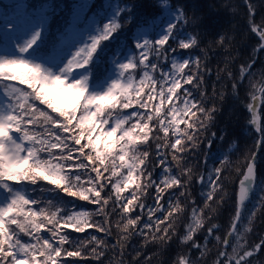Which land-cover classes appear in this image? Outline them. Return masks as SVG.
<instances>
[{
  "label": "trees",
  "instance_id": "1",
  "mask_svg": "<svg viewBox=\"0 0 264 264\" xmlns=\"http://www.w3.org/2000/svg\"><path fill=\"white\" fill-rule=\"evenodd\" d=\"M23 2L25 14L43 10L46 17L44 26L35 36L36 42L28 47L27 52L47 55L49 48L59 43L66 34L76 0ZM0 7L8 11L2 0ZM113 9L114 18L108 25L116 27V31L102 41L87 65H84L95 40L108 35L104 24L109 11ZM90 15L97 18L100 31L94 35V41L79 66L87 73V84L94 87L106 76L111 59H118L129 49L134 50L133 64L124 71L125 77L127 74L133 77L132 83L126 93L116 91L113 98L97 105L94 114L98 123H80L85 111L81 100L72 106L68 102L55 103L52 97L44 98L38 93L39 82L21 77L22 70L15 71L4 82L0 79V86H6V81H15L23 88L18 100L5 96L18 115V121L12 123L15 133L27 132L30 136L37 132L43 135L44 129L49 128L51 133L62 139L67 138L68 146L75 149L71 159L59 158L62 155L60 147L51 149V157L47 150L38 152L39 159L50 161L52 165H62L63 172L72 177L79 174L86 188L91 187L87 183L89 178L96 183L97 190L103 186L100 202L96 203L94 196L90 197L91 203L78 196H69L62 190L63 181L55 184L51 182V177L44 179L47 173L35 168L34 161H28L14 176L6 177L7 190L18 188L26 198L7 206V212L0 222V247L7 249L9 244L16 241L24 245L35 244L32 235L41 236L53 247H60L57 243L59 236L54 240L48 231L52 224L44 221L40 215L41 209L50 215L60 207L57 220L82 211L90 213V216L89 226L83 232H77L70 224L63 222L57 225L60 234L67 236L69 241L85 242L81 255L86 258L68 257L64 250L74 249L71 243H65L61 255L54 257L56 264H237V261L240 264H264V39L260 35L264 32V0H88L82 12V23ZM167 17L173 18L171 35L163 46L151 43L141 64L134 46L135 34L147 27L150 40L154 41L155 29ZM78 27L82 28L83 24L78 23ZM191 39L196 40L194 45L190 44L187 49L180 48L181 42L189 43ZM172 56L189 61L183 66V72H179L177 83L180 87L174 91L173 98L180 100L184 97L196 105H189L176 123L167 122L166 113L170 103L163 102L159 106L156 93L151 92L153 83H158ZM197 60L198 65L195 63ZM241 69L246 70L243 76ZM142 70H149L152 81L138 82ZM188 76L192 80L185 83ZM186 91L191 95H185ZM256 99L257 130L252 125L250 112ZM145 102L149 107L141 106ZM125 103L129 104L126 108L123 107ZM157 107L160 108L159 113L156 112ZM61 111L74 113L69 125L71 131L66 132L59 125L44 124L39 116V112H44L58 122H66V117L60 115ZM205 112L211 113L210 119L206 118ZM21 113L26 115L22 117ZM136 113L144 119H138ZM124 114L131 118L124 121L122 127L131 131L133 138L143 136L140 128L147 123L151 131L146 142L137 140L133 144L132 139L124 135L118 139L117 133H113L109 139L99 130L104 125L103 121L112 123ZM148 115H152L153 119L147 120ZM33 119L38 123H32ZM89 129L92 131L89 132ZM189 135L193 137L192 140L188 139ZM71 137L80 138V144H75ZM47 138L53 139L51 135ZM177 138L181 139V144L173 148ZM106 141L112 144V148L101 165L96 154L97 151L104 152ZM31 143L33 147L32 139ZM90 143L96 144V151L90 146L84 147ZM122 146L125 149L123 161L119 158ZM39 147V144H35L34 150ZM133 148L137 153H147L144 164L138 166L144 175L133 169L134 182L126 189L122 188L119 194L122 198H131L136 184L140 185L142 191L137 192L139 199L134 201L135 208L122 213L119 205L127 201H117L115 187L118 181L127 184L126 163H134ZM180 148L184 150L178 151ZM67 154L68 150L64 149L63 155ZM87 155L93 157L91 162L85 159ZM174 156L177 160L173 159ZM80 163L87 165V169L76 167ZM250 165L254 172V190L237 218V187ZM92 168L100 173L99 180ZM29 170L35 182L16 175L28 173ZM113 171L117 173L115 176L112 175ZM170 177L177 178L179 183L167 187L163 181ZM146 183H150L151 187H146ZM158 188L163 191L158 193ZM210 192L211 197L208 196ZM104 200H108L106 205ZM48 201L52 202V207L48 206ZM177 204L180 211L175 210ZM157 206L160 207L159 211L156 210ZM101 207L103 212L97 215ZM33 213L36 215L33 216ZM129 218L137 223L129 226L131 236L124 241L122 237L128 232L122 229ZM13 219L16 223H12ZM32 220L43 222L44 227L39 233L33 231L29 223ZM197 220L200 221L199 226ZM18 225H24L25 230L22 231ZM189 236L191 239H187ZM93 237L104 243L97 246L92 241ZM159 237L164 239L158 240ZM93 248L103 252L99 259L92 257ZM248 252L252 255L246 256ZM44 259L36 254V264H41ZM10 261L11 257H8L5 264Z\"/></svg>",
  "mask_w": 264,
  "mask_h": 264
},
{
  "label": "rangeland",
  "instance_id": "2",
  "mask_svg": "<svg viewBox=\"0 0 264 264\" xmlns=\"http://www.w3.org/2000/svg\"><path fill=\"white\" fill-rule=\"evenodd\" d=\"M7 7L8 11L14 10V15L7 20H3L2 15L5 12L4 8L0 7V39L5 43L2 44L4 49H0V63L5 64L6 66L3 69H0V79L4 82L7 77L14 75V72L22 70L21 77L25 76V79H32L35 73L29 71L30 68L36 69L39 74L35 79L39 82L38 93L43 95L44 98L52 97L55 103L58 102H68L69 105L75 106L77 100L82 101V105L85 109L82 116L80 117V123L89 124V123H98L95 119V110L97 105L102 101H107L113 98L116 91L126 93L128 87L132 83V76L127 74V78L122 75V65L126 63L133 64V52L134 50H127L124 52V55L118 59H111L109 61V73L104 82L95 86V88H88L86 83L87 77L85 73L78 71L79 66L82 65V58L86 51L89 49L90 45L94 41V35L100 31L97 27V18L94 16H89L82 23V12L87 5L88 0H76L73 15L71 18L70 27L68 26L66 30V36L63 39V42L57 46L56 52L53 53L51 60L42 64V62L36 60L24 59V51L22 49L28 50V44L39 34L41 28L44 26L46 17L43 10L37 11L35 13H28L26 16H23L24 2L23 0H2ZM17 1V2H15ZM11 3L17 4L14 8L11 7ZM20 3V4H18ZM115 10H111L108 13L106 18V23L113 20ZM172 17H167L162 25H158L154 32V41L150 40L149 29L147 27L141 28L134 36V46L136 52L139 56V61L147 52V46L151 43H157L168 36V30L172 22ZM78 23L83 24V27L80 29ZM137 45H144V48H138ZM159 46V45H158ZM79 53V55H77ZM12 61H16V64H12ZM21 62L27 64V67L23 66ZM184 62V59L179 57H170L168 67L163 71L158 83H153L152 93H163L164 96H168V89L172 87L171 81L175 79L178 80L179 70L178 66ZM141 63V61H140ZM143 64V63H141ZM73 68V69H72ZM56 77H60L64 80V84L57 85L54 83ZM165 77L167 79H165ZM33 80V79H32ZM76 81H83L86 87V91L82 95L78 94L76 90L68 87L70 83H75ZM152 81L149 70H142L141 76L138 79V82ZM117 83V88H112V84ZM152 83V82H151ZM3 83H1L2 85ZM158 85V87H157ZM156 87V89H154ZM112 89L109 92V89ZM23 88L18 82L6 81V86L0 88V122L3 123V127L6 128L9 120L8 117L10 114L13 115V118L18 121V116L11 107V103L8 100H5L4 97H12L15 100L20 99ZM171 94L170 98L164 103H170V106L167 110V122L176 123L181 118V115L184 111L183 109L187 108L189 105L185 104L184 97L180 100L173 98ZM77 96V99H76ZM79 97V98H78ZM157 103L159 106L163 103L161 98L157 96ZM173 98V99H172ZM77 101V102H76ZM170 101V102H169ZM67 104V103H64ZM175 105L178 111L170 112ZM257 106L258 99L254 101L250 108L251 112V122L255 130L259 127V120L257 117ZM126 115H121L116 118L112 123H103L99 130H102L103 133L113 132L118 134V139L124 135L126 131L123 129L122 123L117 127L118 120H123ZM31 136V135H30ZM29 136V137H30ZM34 141V138L32 139ZM19 146V148L17 147ZM28 148H32L31 139L25 136L23 133L18 135L11 136L7 142H4L0 139V177H9L14 176V173H18L19 170L28 160L35 161V158L30 155L27 151ZM124 148L123 146L121 149ZM120 149L119 158L124 154ZM126 165H128L126 163ZM20 168V169H19ZM19 169V170H18ZM18 170V171H17ZM248 173V170H247ZM245 174V176L247 175ZM127 175H125L126 178ZM244 176V177H245ZM254 178V172H253ZM7 179H2L0 182V222L3 220V213L8 209V205L12 204L13 201H18L19 199H25V195L18 188H10V191L4 194L7 187ZM243 182L250 183L253 181ZM10 187V186H9Z\"/></svg>",
  "mask_w": 264,
  "mask_h": 264
},
{
  "label": "snow or ice",
  "instance_id": "3",
  "mask_svg": "<svg viewBox=\"0 0 264 264\" xmlns=\"http://www.w3.org/2000/svg\"><path fill=\"white\" fill-rule=\"evenodd\" d=\"M251 11V8H250ZM106 30L108 31V35L102 36L99 39L95 40V42L92 44L89 52H88V58L84 60V65H87L88 60L91 59L92 55L96 52L97 47L102 43V41L107 40L109 38V36L116 31V27L114 26H109L106 25L105 26ZM174 27H170L168 32L169 35L164 37L163 39H161L157 44L163 46L165 44V42L168 40L169 36L171 35L172 31H173ZM261 39H264V32H262L261 34ZM35 38H33V40L28 44V47H31L32 44H34ZM196 43L195 39H191L189 43H185V42H181L180 43V48L182 49H187L189 48L190 44L194 45ZM138 48H144V45H137ZM151 48V45H148V47L146 49ZM22 51H26V49H22ZM79 55V53L77 54ZM157 55H159V52H157ZM12 64H16V61H12ZM141 63H143V57L141 58ZM189 63V61L187 60V62H183L181 65L178 66V70L180 72H183V66L185 64ZM195 63L198 65L199 61H195ZM21 64L25 67H27V64L21 62ZM6 65L3 63H0V69H3ZM131 66V62L130 63H126L124 65H122V75L123 72L126 71L129 67ZM30 72L35 73L36 75H33L32 79L35 80L37 78V75L39 74V72L36 69L30 68L29 69ZM246 70L245 69H241V76H243L244 72ZM219 78V77H218ZM165 79H167L165 77ZM192 77L188 76L185 79V83H189L191 82ZM26 82V81H24ZM54 83L57 85L60 84H64V80H62L60 77H56L54 80ZM172 83V87L168 89V96H164L163 93H157L156 95L159 96L161 98L162 102H165L166 100H168L171 96L172 93H174V91L180 87V84L177 83V81L175 79H173L171 81ZM68 87H70L73 90H76L78 94L82 95L84 91H86V87L83 81H76L75 83H70L68 85ZM118 84L117 83H113L112 84V88H117ZM235 87V85L233 86ZM111 88L109 89V92H111ZM185 95L190 96L191 94L188 93L187 91L185 92ZM125 98H127L125 96ZM149 100L152 99L151 96H149L148 98ZM186 105H191L192 107H196L195 104L192 103V101H185ZM51 106V105H49ZM129 104L125 103L123 104V107H128ZM142 107H149V104L147 102H145L144 104L141 105ZM29 107H31L29 105ZM201 109V108H200ZM56 111H59L58 109H54ZM170 112H175L178 111V109L175 107V105H173V107L171 109H169ZM182 111H187V108L183 109ZM205 110L203 109L202 112H204ZM156 112L159 113L160 112V108L157 107L156 108ZM24 115H26V113H21V116L23 117ZM34 115V114H32ZM61 116L66 117V122H58L56 119H54L51 115L44 113V112H39V116L42 117L44 124H51V125H59L64 131H71V129L69 128V125L72 122V119L74 118V113H65L63 111L60 112ZM137 116L138 119H144L143 116H141L139 113L135 114ZM205 116L207 119L211 118V113L210 112H205ZM131 117H125L123 118V120H118L117 122V127L120 126V123H122L123 121H126L127 119H130ZM13 117L9 116L8 120H12ZM153 116L152 115H148L147 116V120H152ZM107 121H103L102 123H106ZM19 122H17L18 125ZM32 123L36 124L38 123V121L36 119L32 120ZM43 126V125H41ZM134 127H139V125H134ZM92 130L89 129V132H91ZM140 131L143 133V136H137L135 138L132 137V133L131 131H125L124 132V136L129 137L130 139H132L133 144L139 140L140 142L144 143L147 141L148 139V132L151 131V129L148 128L147 123H145L141 128ZM115 132V129H113V132H109L106 133V135L109 137V139L111 138V136L113 135V133ZM6 134V131L3 127V123L0 122V136H3ZM51 135L53 137V139H48L47 137ZM25 136L28 137L29 139H33L34 138V145L32 148H28L27 151L30 153V155L32 157L35 158L34 161V167L37 169H41L42 172H46L47 175L44 176V179H49L50 177L52 178L51 182L55 183V184H59L60 181L64 182V186H63V191L66 192L69 196H78L80 199L82 200H87L90 203L93 202L90 200V197L94 196L96 198L95 202L99 203L100 202V191L103 190V186H100V189L97 190V185L96 183H94L92 181L91 178L88 179L87 183L91 185L90 188H86L83 186V182L81 181V177L79 174H77L75 177H72L71 175L64 173L63 172V166L62 165H52L50 163V161H42L39 159L37 153L38 152H43V151H48L49 156H52V152L51 149L60 147L61 151H62V155L59 157L60 159H64V160H68L71 159V153L73 151H75V149H72L68 146L67 144V138H61L58 135H55L54 133H51V130L49 128H45L44 129V134L41 135L40 133L37 132H33L32 135L29 137L28 133L25 132ZM82 138V136H81ZM123 138V137H121ZM158 138V137H157ZM72 140H74L75 144H80V138H76V137H71ZM189 140H192L193 137L191 135L188 136ZM89 140L91 141V136H89ZM35 144H39L40 147L34 150ZM181 144V139L177 138L175 141V144L172 145L173 148L176 147V145H180ZM46 146V147H45ZM90 146L93 151H96V144L95 143H90V145H85L84 147H88ZM193 146L195 147V142L193 143ZM19 148V146H17ZM112 148V144L108 143L107 141L105 142V150L104 152H100L97 151L96 154V159L99 160L100 164L103 165L105 163V160L108 158V153L110 152V149ZM67 149L68 150V154L67 155H63V150ZM178 151H183V148L177 149ZM121 151H125L124 148L121 149ZM133 152V156L132 159L134 161V163L132 165H126L128 167V175H127V184H124L123 181H118L117 182V186L115 187V191L117 193L116 199L117 201H120L122 199H126V204H120L119 207L121 208V212L122 213H128L130 211H132L135 208V203L134 201L139 199V196L137 195V192L142 191L141 187L139 184H136V190L133 191L131 198H122L120 196V191L122 190V188L126 189L129 185H131L134 181L132 178V172L133 169H137L139 171L140 175H144V172L142 170H139L138 166L140 164H144V160L139 159V155L136 152V150L133 148L132 149ZM81 153L83 154V149L81 148ZM145 155H147V153L145 152ZM85 159L89 160L90 162L93 160V157L91 155H87L85 156ZM120 160L123 161L124 160V156L121 155L120 156ZM177 163H179V161H177ZM76 167L80 168V169H87V165L80 163L79 165H76ZM113 167H115V165H113ZM92 171H96L97 172V177L96 179L99 180L100 178V173L98 172V170L96 168H92ZM107 171V169H105ZM165 171H168V169H165ZM31 170H29L28 173H19L16 174L20 179H31L33 182H35V177L32 176L31 174ZM117 173L115 171L112 172V175L115 176ZM150 173H149V177H150ZM253 167L250 165L248 167V173L247 175L244 177L245 181H253ZM163 183L167 186V187H171L173 185H176L179 183L177 178L174 177H170L167 180H164ZM122 186V187H121ZM146 187H151L150 183H146L145 185ZM75 189V190H73ZM163 189L158 188L157 192L160 193L162 192ZM215 191V188H213V192ZM245 193H246V188L244 186V182H241V188H240V202L241 204H243L244 200H245ZM212 192L208 193V196L211 197ZM159 195L157 196V200H159ZM26 203V201H24ZM13 203L15 204L16 201L14 200ZM35 203V201H34ZM103 203L106 205L108 203V200H104ZM48 206L52 207V202L48 201ZM141 207H143V205H141ZM115 210V209H114ZM157 211L160 210V207L157 206ZM175 210L176 211H180V206L179 204H177L175 206ZM61 211L60 207L56 208V211L51 212L50 215L46 214L45 209H41L40 210V215L43 217L44 221H47L48 223L52 224V227L48 229V231L51 233L52 238L55 240L57 236H59V239L57 240V243L60 245V247H53V245L51 243H49V241L47 240H43V238L39 235H32V239L36 241L35 244H29V245H24V244H20L19 241H16L15 244H9L8 248L5 249L3 247H0V264H5V261H7L8 257H11V261L9 262V264H29V258L31 259V264H36V254L38 253L40 256H43L45 259L41 262V264H56V261L54 259V257H59L61 255V251L63 249V245L65 243H71L73 246V251H67L64 250L66 255L68 257H81V258H86L83 257L81 255L82 249L85 246V242L80 241V242H75V241H69V238L65 235L60 234V229L57 227L58 224H60L61 222H63V224L65 225H71L75 231L77 232H83L85 227L89 226V216L90 213L86 212V211H82L79 213H71L66 217H62L60 220H57V214ZM103 212V207H101L100 212L96 213L97 215L101 214ZM0 215H2V213H0ZM36 214L33 213V216H35ZM169 215H171V213H169ZM239 211H237V218H239ZM150 216H151V212H150ZM12 223H16L15 219H13ZM29 223L31 224V227L33 229V231L35 233H39L40 229L42 227H44L43 222L41 223H36L34 220L29 221ZM137 223L136 220L134 219H127V223L124 225L122 231L124 232H128L129 226H134ZM197 226H199L200 221L197 220ZM18 227L21 228V230H25L24 229V225H18ZM99 229V225L96 226ZM233 227H235V225H233ZM157 230H159V227H157ZM165 233H167V229L164 230ZM29 235H31V233H28ZM164 237H159L158 240H163ZM187 239H191V237H187ZM92 241H94L96 243L97 246L102 245L104 242L103 241H98L95 239V237L92 238ZM0 244H2V241H0ZM121 247H123V245H121ZM103 255V252H98L96 250V248L92 249V257L94 259H99L101 256ZM246 256H250L252 255V253L248 252L245 253ZM237 264H240V261H237Z\"/></svg>",
  "mask_w": 264,
  "mask_h": 264
},
{
  "label": "water",
  "instance_id": "4",
  "mask_svg": "<svg viewBox=\"0 0 264 264\" xmlns=\"http://www.w3.org/2000/svg\"><path fill=\"white\" fill-rule=\"evenodd\" d=\"M244 186L246 188V193H245V200L243 202V204H241L240 202V188H241V184H239L238 188H237V194H236V203H237V210L240 212V209L242 207V205L246 204L249 199H250V196L253 192V183H244Z\"/></svg>",
  "mask_w": 264,
  "mask_h": 264
},
{
  "label": "clouds",
  "instance_id": "5",
  "mask_svg": "<svg viewBox=\"0 0 264 264\" xmlns=\"http://www.w3.org/2000/svg\"><path fill=\"white\" fill-rule=\"evenodd\" d=\"M157 139H159V138H157ZM138 155H139V159L146 161V155H145V152H138ZM173 159H174V160H177V158H176L175 156L173 157ZM189 171H191V169H189ZM190 179H191V176H189V180H190ZM130 236H131V232H128V235L123 236L122 239H123L124 241H127V240L130 238ZM117 264H119V262H117Z\"/></svg>",
  "mask_w": 264,
  "mask_h": 264
}]
</instances>
